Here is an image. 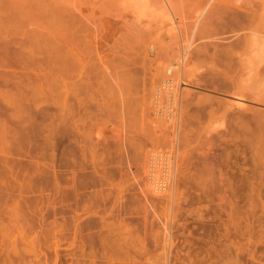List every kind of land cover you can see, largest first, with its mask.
Wrapping results in <instances>:
<instances>
[{
  "label": "rangeland",
  "instance_id": "obj_1",
  "mask_svg": "<svg viewBox=\"0 0 264 264\" xmlns=\"http://www.w3.org/2000/svg\"><path fill=\"white\" fill-rule=\"evenodd\" d=\"M241 1L0 0V42L16 51L7 55L8 68L0 65V75H39L46 96L53 94L38 93L40 100L47 99L38 101V108L48 116L33 104V112L42 113L45 121L37 136L17 148L12 142L16 154L8 155V166L1 165L0 264H264V56L250 51L241 32L252 10L264 9V0ZM195 19L198 28L191 34ZM69 48L78 52L92 89L84 87L77 95L85 97L80 104L73 93L66 97V108L71 103L75 110L70 108L63 127L59 113L66 94L58 87L66 89V72L55 53L61 59ZM53 56L61 67L51 63ZM248 56H253L250 62ZM173 59H183L180 71L187 73H181L175 107L183 114L176 111L177 121L170 126V120L163 124L155 116L160 105L152 97L165 63H177ZM237 88L245 89L240 92L246 109L230 107ZM48 121L58 128L52 145L46 139V129L52 128L45 125ZM157 122L163 129L154 126ZM167 127L173 129L168 133ZM163 133L171 134L169 141L176 134L180 153H174L175 167L159 193L150 189L145 153L160 149L168 140ZM160 134L167 140L159 143ZM182 137L190 140L185 149ZM15 201L25 211L18 219L24 236L13 228ZM59 221L64 232H55Z\"/></svg>",
  "mask_w": 264,
  "mask_h": 264
},
{
  "label": "bare ground",
  "instance_id": "obj_2",
  "mask_svg": "<svg viewBox=\"0 0 264 264\" xmlns=\"http://www.w3.org/2000/svg\"><path fill=\"white\" fill-rule=\"evenodd\" d=\"M236 1H238V0H234V2H236ZM241 1V0H240ZM242 2V1H241ZM206 3V2H205ZM237 6L239 5V2L236 4ZM240 5H241V3H240ZM263 6V5H262ZM255 7V6H254ZM238 8V7H237ZM260 8V7H259ZM258 8V10L257 9H255V11L254 10H252L254 13H252V15L251 14H249V18L250 19H248L249 20V24H247L246 26H244V27H242V29H241V32H242V36L244 37L243 39H247V40H249L250 41V44L248 43V45H250L252 48H253V50L251 49V47H250V51H253V52H255V54L256 53H259V55L260 56H264V9L262 8V9H259ZM206 11V10H205ZM251 11V10H250ZM251 11V12H252ZM250 12V13H251ZM196 14V13H195ZM197 19L200 17V15L197 13ZM251 15V16H250ZM173 19V18H172ZM172 19L170 20V22L172 21ZM197 19H195L194 20V23H192V24H194V25H192V27H191V25H190V28H192V32H191V34H194L195 32H196V30H197V28H198V25H197V23H198V21H197ZM201 20V19H200ZM247 20V21H248ZM172 22H174V21H172ZM202 24V23H201ZM200 24V25H201ZM173 26V25H172ZM171 26V27H172ZM170 27V28H171ZM173 28V27H172ZM175 28V27H174ZM239 28V27H238ZM176 29V28H175ZM173 31H174V29H173ZM177 31V33H178V30H176ZM182 31V30H181ZM169 32V31H168ZM173 34H175L174 32H172ZM198 33V32H197ZM237 33H239V32H237ZM236 33V34H237ZM188 34V33H187ZM232 34V33H231ZM170 36V35H169ZM172 36V35H171ZM175 36H177V34L175 35ZM189 36V35H188ZM195 37H196V35H194ZM233 36H235V35H233ZM232 36V37H233ZM239 36H240V33H239ZM201 37V36H200ZM235 37H237V36H235ZM171 38V37H170ZM229 38V37H228ZM237 38H241V37H237ZM236 38V39H237ZM183 39V38H182ZM190 39V38H189ZM221 39V38H220ZM235 38L233 37V40H234ZM173 40V39H172ZM186 40V39H185ZM185 40H184V42H185ZM240 40V39H239ZM242 40V39H241ZM187 41V40H186ZM191 41V40H190ZM231 41V40H230ZM236 41H238V40H236ZM183 42V43H184ZM189 42V41H188ZM193 42V41H192ZM192 42L189 44V47H190V45L192 44ZM232 42V41H231ZM244 42V41H243ZM186 43V42H185ZM241 43H242V41H241ZM149 45V44H148ZM185 45H188V44H185ZM223 45V44H222ZM193 46V45H192ZM246 46H247V43H246ZM180 46H178V48H179ZM183 47H187V46H183ZM243 47V46H242ZM249 47H247V49L249 48ZM152 48V47H151ZM181 48V47H180ZM244 49L246 48V47H243ZM242 48V49H243ZM149 49V48H148ZM190 49V48H189ZM195 49V48H194ZM176 50H178V49H176ZM179 51H180V49H179ZM188 51V50H187ZM53 52L55 53V51L53 50ZM242 52V51H241ZM246 52H248V54H249V51H246ZM253 52H252V54H253ZM45 53V52H44ZM47 53V52H46ZM54 53H52V55L54 54ZM78 53V52H77ZM75 54V52H73L72 51V48H69L68 50H67V52H66V55L65 56H63V58H61V59H59V56H61L62 57V55H57V53H55V55L58 57V58H55L56 60L58 59V61L59 60H62L61 61V63H60V65L62 64V62H64L63 64L65 65L64 67H65V72H66V76H64L65 77V79L63 78V84L62 85H64V86H66V89L63 87H61V86H59L58 88H61V90H62V92H60V90H57V89H55V90H57V91H55V92H57V93H59L60 92V94L64 97V95H65V97H64V103L62 102L63 100H61L62 99V96L60 97V95H59V97L61 98L60 100H58V101H60V103L61 104H63V105H61L62 107H63V109L62 110H60V112L61 111H63L62 113H59V114H62L61 115V120H63V118H64V121H65V123H64V125H62V123L64 122H62L61 120H60V118H59V120H60V124L64 127L65 125H67L68 123H67V120H65V119H68L67 117H69V116H67L69 113H68V111L70 110V108L72 107V105H71V103H70V108L68 107V108H66L67 107V105H65V104H67L68 103V101L66 100L67 98L66 97H68L69 96V94H74L73 95V97H75V99H76V102L78 103V104H80V103H82L81 102V100H82V98L84 97L83 95H82V93H81V95L83 96H81L82 98H80V97H77V95L78 96H80V92L81 91H83L84 90V87H91V89H92V85H90V79H88L89 77L86 75V78H87V82H86V80H84L85 79V76H84V71H85V74H89V73H86V70L84 69V67H83V64H82V62H80V57L78 58V54ZM174 53H176V52H174ZM244 54H242V55H244L245 57H246V54L247 53H245V52H243ZM11 54V56H16V51H15V49L14 48H12V47H10L9 45H8V43H6V42H0V65L2 66V68H4V67H9V63L8 62H6L7 61V55H10ZM41 54V53H40ZM43 54V53H42ZM177 54H178V52H177ZM187 54V53H186ZM255 54H253L254 56H256ZM48 55V54H47ZM49 55H51V54H49ZM48 55V56H49ZM175 55V54H174ZM29 56V55H28ZM27 56V57H28ZM171 56H173V54L171 55ZM243 56V57H244ZM257 56H258V54H257ZM45 57V56H44ZM54 57L55 56H53L52 58V60H55L54 59ZM175 56H173V58H174ZM239 57V56H238ZM241 57V56H240ZM244 57V58H245ZM251 57H253V56H251ZM250 56H248V61H249V58H251ZM40 58V57H39ZM41 58H43V57H41ZM40 58V59H41ZM46 58V57H45ZM50 59H51V57H49ZM48 57L46 58V59H49ZM177 58V57H176ZM182 58V57H181ZM186 58V57H185ZM257 58H259V56L257 57ZM28 59H30L29 57H28ZM35 59V58H34ZM64 59V60H63ZM240 59V58H239ZM246 59H247V57H246ZM43 60H45L44 58H43ZM43 60H42V62H43ZM52 61L51 63H54L53 65L55 66V62H58V61ZM173 60H175V59H173ZM180 59H178V62H181V61H179ZM182 60V62H183V59H181ZM251 60V59H250ZM40 61V60H39ZM47 61V60H46ZM46 61H44V62H46ZM166 61V60H165ZM176 61V60H175ZM242 61V60H241ZM252 61V60H251ZM38 62V61H37ZM41 62V61H40ZM48 62V61H47ZM60 62V61H59ZM59 62L57 63V65L59 64ZM177 62V61H176ZM174 63L173 61H172V63H174V64H172V63H168V64H166L165 63V66H164V73L162 72V74H163V76L162 75H160V76H162L161 78V82L160 83H157V84H160V86L159 87H157V91H155V97H152L153 99H154V102L153 103H155V105H157V107H158V105H160V110L159 109H157L156 107V109L154 110L155 111V116L156 117H158V118H160V119H162L163 120V124H165L166 122H168L169 120H170V126H172V124L173 123H171V122H173V120H175V121H177V118L178 117H176V115H177V108H175V107H177L176 105H177V101H178V96H180V95H178V89H180V88H178V85H179V81H180V79H181V77H182V75H183V73L184 72H182V71H180V67L181 66H179V65H182L181 63ZM250 62V61H249ZM8 63V64H7ZM243 63V62H242ZM34 64V63H33ZM41 65H45V63H40ZM48 64V63H47ZM50 64V63H49ZM185 64V63H184ZM249 64V63H248ZM43 65V66H44ZM52 64H50V66H51ZM52 65V66H53ZM58 65L57 67H61V66H63V65ZM243 65V64H242ZM250 65V64H249ZM43 66H41V67H43ZM48 66V65H47ZM48 67V68H54V66L53 67ZM38 67V66H37ZM36 67V68H37ZM40 67V68H41ZM45 67V66H44ZM63 67V68H64ZM246 67V66H245ZM244 67V68H245ZM35 68V67H34ZM34 68H33V71H34ZM35 68V69H36ZM43 69V68H42ZM46 69H47V67H46ZM48 70V69H47ZM50 70V69H49ZM54 70V69H53ZM59 71L61 70V68H59L58 69ZM64 70V69H63ZM184 70V69H183ZM32 71V70H31ZM43 71H44V69H43ZM174 73H173V72ZM185 71V70H184ZM38 72V71H37ZM42 72V71H41ZM45 72H47V71H45ZM64 72V71H63ZM29 73L30 72H28V74L26 73L25 75H23V77H18V78H9L8 76H6V75H0V117H3V118H0V133H1V135H3V137H4V141L3 140H1L0 139V142L1 141H3V142H1V144L3 145V144H8L9 145V143H10V145H9V147H3L2 145V147L3 148H1V146H0V172H1V169L3 168L1 165H3V164H7V165H5V166H8L9 164V162H8V155H10V154H14L15 152H11L12 150H11V145L13 144L12 142H14V145H16V148L17 147H19L20 146V144L21 143H24V142H27V141H29L30 139H32L33 137H35V136H37V134H38V132H39V130H40V128H41V123H40V121L41 120H43V121H45V119H44V116H43V114L44 115H46L45 114V111H46V109L44 108V109H40V108H38V106H39V104H41L42 102H44V100H45V98L46 97H48V96H46V92L45 91H43V87H45V86H43V84L44 83H42V82H44L42 79L44 78H41V77H39V75H37V79L35 78V77H33V75L31 76V74L29 75ZM181 73H182V75H181ZM186 73H187V71H186ZM186 73H184V74H186ZM190 73V72H189ZM188 73V74H189ZM165 74V75H164ZM190 75V74H189ZM188 75V76H189ZM47 76V75H46ZM84 76V77H83ZM186 76V75H185ZM185 76L182 78V79H184L185 78ZM195 76V75H194ZM196 77V76H195ZM61 78V79H62ZM46 79V78H45ZM186 79H187V77H186ZM197 79V78H196ZM48 80H49V77H48ZM192 80H194V79H192ZM37 81V82H36ZM60 81V80H59ZM84 81V85H85V83H86V85L84 86L81 82H83ZM197 81V80H196ZM244 81V80H243ZM46 82V81H45ZM50 82V81H49ZM89 82V83H88ZM47 83V85L49 86V84H48V82H46ZM240 83H241V81H240ZM243 83V82H242ZM91 84H93V83H91ZM238 84H239V82H238ZM244 84V83H243ZM243 84H242V87H243ZM44 85H46V84H44ZM82 85V86H81ZM1 86H4V87H6L5 89H3V87L1 88ZM154 86V85H153ZM237 86H239V85H237ZM75 87V88H74ZM82 87V88H81ZM89 87V88H90ZM241 87V88H242ZM244 87H246V86H244ZM14 89H16V90H14ZM45 89V88H44ZM83 89V90H82ZM240 89V88H239ZM238 88L237 89H233V91L235 90V92L234 93H232L233 95H234V99H231L230 100V102H232L231 103V105H230V107L231 106H238L237 108H240V107H243L244 108V106L246 105V103H245V101H243L244 100V94H242L243 93V91H242V93L240 92L241 90H243V89H241V90H239ZM45 90H47V89H45ZM153 90H154V88H153ZM155 90H156V88H155ZM236 90H238V92L236 91ZM245 90V89H244ZM53 91V92H54ZM66 91V92H65ZM86 91V90H85ZM92 91V90H91ZM46 93L45 95H43L42 93ZM153 92V91H152ZM245 92V91H244ZM38 93H39V95L41 96V97H45V98H42V99H44V100H40V98L41 97H39L38 96ZM41 93V94H40ZM51 93V90H50V92H49V94ZM65 93V94H64ZM68 93V94H67ZM88 93V92H87ZM48 94V95H49ZM52 94V93H51ZM50 94V95H51ZM89 94V93H88ZM183 94V93H182ZM186 94V93H185ZM49 95V97L51 98V96H53V94L50 96ZM57 94H56V96H58ZM90 95V94H89ZM152 95V94H151ZM48 97V98H49ZM71 97V96H70ZM70 97H68V99L70 98ZM246 97V96H245ZM248 97H249V95H248ZM80 98V99H79ZM85 98V97H84ZM93 98V97H92ZM180 98V97H179ZM57 99H58V97H57ZM56 99V100H57ZM75 99H73V100H69V101H74ZM148 99V98H147ZM146 99V100H147ZM152 99V100H153ZM229 99V98H228ZM259 99V98H258ZM55 100V99H54ZM85 99H83V101H84ZM31 101V102H30ZM39 101V104L37 103ZM47 101V99L45 100V102ZM52 101H53V99H52ZM186 101V100H185ZM26 102H30V104H32V105H27V103ZM54 102V101H53ZM67 102V103H66ZM75 102V101H74ZM60 103H59V105H60ZM185 103V102H184ZM187 103H188V99H187ZM227 103H229V102H227ZM35 105V107H37L38 109H40V111L41 110H43V111H41V112H43V114L42 113H38V114H41L40 116H38V114L37 113H34L35 112V110H34V112H33V109L31 108L32 106L34 107V105ZM55 104H58V102H56ZM230 104V103H229ZM58 105V107H60ZM73 105H75L76 106V104L74 103ZM154 105V106H155ZM186 105V104H185ZM30 106V107H29ZM65 106V107H64ZM79 106L80 105H78V108H79ZM179 106V105H178ZM247 106V105H246ZM245 106V107H246ZM180 107H182V105L180 106ZM37 108H35V109H37ZM56 108V107H55ZM61 108V107H60ZM64 108H66V109H64ZM179 108V107H178ZM232 108H234V107H232ZM243 108H241V110L243 109ZM152 109H153V107H152ZM244 109H246V108H244ZM67 110V111H66ZM72 110H73V107H72ZM75 110V109H74ZM73 110V111H74ZM79 110V109H78ZM57 110H55L54 112H56ZM66 111V112H65ZM72 111V112H73ZM153 111V110H152ZM177 111V112H176ZM37 112H39V110L37 111ZM65 112V114H63ZM77 112V111H76ZM75 112V113H76ZM48 113V112H47ZM50 113H53V112H50ZM179 113V112H178ZM181 113V112H180ZM179 113V114H180ZM57 114V113H56ZM71 114V116L73 115V113H70ZM77 114H79V113H77ZM77 114H76V116H77ZM181 114H183V113H181ZM53 115V114H52ZM80 115V114H79ZM46 116H48V115H46ZM54 116V115H53ZM82 116V115H81ZM182 115H180V117H181ZM51 117V116H50ZM74 117V116H73ZM147 117V116H146ZM174 117H176V119H174ZM47 118V117H46ZM52 118V117H51ZM72 118V117H71ZM151 118H152V116H151ZM75 119H77V117H75ZM182 119V118H181ZM52 120V119H51ZM53 120H54V118H53ZM71 120V119H70ZM155 120V119H154ZM162 120H160V121H162ZM57 121V120H56ZM76 121V120H75ZM75 121H70L72 124H73V126H74V128H75ZM77 121H78V119H77ZM79 121H81V119H79ZM78 121V122H79ZM152 121H153V119H152ZM156 121H158V120H155V122ZM180 121V120H179ZM69 122V121H68ZM74 122V123H73ZM148 122H150V119H149V121ZM147 122V123H148ZM180 122H182V120L180 121ZM153 123H154V121H153ZM42 124H44V123H42ZM49 125L50 127H52V128H50V129H46L47 130V132L49 131V133H50V136L48 137H46V139H48L49 140V144L50 145H52L51 144V142H50V138H51V136L53 135V133H56L55 131H57L58 130V128H56L55 126V128L53 127V126H51L50 125V123H49V121H48V123H45V125ZM57 124V123H56ZM72 124H71V126H72ZM150 124V123H149ZM158 124V122L157 123H155V125L154 126H156ZM159 124H160V122H159ZM157 125L158 127H162L163 125ZM167 125H168V123H166ZM60 125V126H61ZM121 125H123V124H121ZM61 126V127H62ZM147 126V125H146ZM152 127V128H155V127ZM174 126V125H173ZM181 126V125H180ZM58 127V126H57ZM66 127V126H65ZM72 128V127H71ZM157 128V127H156ZM171 130L173 129V128H171V127H169ZM168 127L166 128L167 129V132L169 133V131L168 130H170ZM57 129V130H56ZM67 129V128H66ZM78 129V128H77ZM160 129V128H159ZM162 129H163V127H162ZM181 129V128H180ZM61 130V129H60ZM151 130V129H150ZM152 130H154V129H152ZM175 130V129H174ZM178 130V129H177ZM177 130H175V131H177ZM41 131H42V133H43V129H41ZM157 132V131H156ZM163 132V130L162 131H160V133H162ZM171 132V131H170ZM153 134H154V136L155 135H157L156 133H155V131L154 132H152ZM166 133V132H165ZM152 134V135H153ZM164 134V133H163ZM182 134V133H181ZM41 135V134H40ZM158 135H159V133H158ZM157 135V136H158ZM165 135V134H164ZM164 135H162V134H160V137L158 138V137H155V138H158L159 139V143L160 142H162V141H160V140H162V139H164L163 137H164ZM176 134H174L173 136H172V138H171V140L169 141V139H168V137H170L171 136V134H170V136H168V137H166L167 135H165V137L168 139H166L167 141L165 142V144H167V145H165V146H162L161 144H163L164 142H162V143H158L159 145L158 146H160V151L158 150V148H157V151L156 150H153L154 148H152L151 150H150V148H149V150L147 149L146 150V153L145 154H148L147 155V158H146V160H147V162L145 163V161H144V163L147 165V169H145V170H148L147 171V179L149 180V182L151 183V187L152 188H150V189H152L153 191H156V192H162V191H165V189H166V185H168L167 184V180H166V178H168L169 177V175L171 176V174H169V170H171V168L172 167H175V166H173L174 164H173V162H174V153L177 151V153H180L179 152V147L177 146V144H176V141L178 140V138L175 136ZM185 135V134H184ZM6 136H8V139L6 138ZM148 136H149V134H148ZM163 136V137H162ZM182 136V135H181ZM180 136V137H181ZM186 136V135H185ZM184 137V136H183ZM183 137H182V141H181V138H180V143L181 142H183V144L181 143V148L183 147L184 149H185V144H188L189 142L188 141H190V140H188V141H186V142H184L183 140L185 139V137H184V139H183ZM127 138V137H126ZM151 137H149V139H150ZM164 139V140H165ZM190 139V138H189ZM156 140V142L158 141L157 139H155ZM178 141V142H179ZM12 143V144H11ZM153 143V142H152ZM151 143V144H152ZM191 143V142H190ZM153 145V144H152ZM156 145V144H155ZM179 145V144H178ZM154 146V145H153ZM186 146H188L189 147V144L188 145H186ZM13 147V146H12ZM15 147V146H14ZM54 146H51V148H53ZM157 147V146H156ZM15 148V149H16ZM168 148V149H167ZM187 148V147H186ZM156 149V148H155ZM165 149H167V150H165ZM182 151V150H181ZM183 152V151H182ZM2 153V154H1ZM16 154V153H15ZM144 154V155H145ZM173 154V155H172ZM181 155V154H180ZM13 160V159H12ZM12 163H13V161H12ZM14 164V163H13ZM145 165V166H146ZM4 166V165H3ZM144 166V165H143ZM9 168V170H10V172H11V174H12V172H13V170L11 169L12 167H8ZM145 168V167H144ZM6 169V168H5ZM3 170V169H2ZM8 170V169H7ZM4 171V170H3ZM7 172H9V171H7ZM160 172H162V173H160ZM171 172H173L172 170H171ZM14 173H15V170H14ZM12 174V175H14V177H15V174ZM162 174V175H160V174ZM169 174V175H168ZM11 175V176H12ZM158 175H160V176H158ZM1 176V175H0ZM163 176V177H162ZM160 177H162V178H160ZM165 182H166V185H165ZM40 191V190H39ZM44 191V190H43ZM33 192V191H32ZM36 192H38V191H36ZM74 192H75V190H74ZM155 192V193H156ZM39 193V192H38ZM43 193V192H42ZM70 193H72L73 194V192H70ZM69 193V194H70ZM21 194V193H20ZM19 194V195H20ZM41 194V193H40ZM64 194V193H63ZM68 194V195H69ZM42 196V195H41ZM71 196V195H70ZM21 197H23V194H22V196ZM18 198V197H17ZM20 200V199H19ZM21 202L20 201H15V206L16 207H14L13 206V208H12V211L14 212H12L13 213V218L15 217V220L13 219V222H15L16 221V225H14V227L13 228H16L17 230H18V233L21 235V233H23V232H21L22 231V228L24 227V226H22L20 223H19V221H18V219H21V218H19L20 216H24V212L25 211H23V213H22V210H23V208H22V206L23 205H21L20 204ZM23 204V203H22ZM37 204V203H36ZM39 205V204H38ZM26 208V207H25ZM32 208H34V207H32ZM39 208L37 207V211H39L40 212V210H38ZM25 210V209H24ZM36 210V209H35ZM35 210H34V212H35ZM43 211V210H42ZM45 211V210H44ZM27 212V211H26ZM11 213V214H12ZM22 213V215H20ZM36 213H38V212H36ZM42 216V215H41ZM16 217H18V218H16ZM38 218V217H37ZM44 218V217H43ZM63 218V217H62ZM22 219H23V217H22ZM25 220V219H24ZM41 220H42V218H41ZM38 221V220H37ZM43 221H45V218H44V220ZM42 221V223H45V222H43ZM64 221V220H63ZM22 222V221H21ZM56 222H58V221H56ZM27 223H28V220H27ZM52 223H53V220H52ZM54 223H55V221H54ZM59 223H61V225L59 226V227H57L58 229H55V232L57 231V230H59V231H63V228L64 227H62V225H65V224H63L61 221H59ZM23 224V223H22ZM26 224V223H25ZM39 224V223H38ZM46 224V223H45ZM56 224V223H55ZM53 225V229L54 228H56V227H54V226H58V225ZM58 224V223H57ZM41 225V224H40ZM49 225H51V224H49ZM42 226V225H41ZM40 226V227H41ZM47 225H45V227H46ZM25 227H28L27 225L25 226ZM43 227V226H42ZM51 227H49L48 226V231H49V229H51ZM60 227H62V229L60 230ZM13 228H12V230H13ZM39 228V227H38ZM25 229H27V228H25ZM45 229V228H44ZM52 229V230H53ZM16 230V231H17ZM41 231H42V229H40ZM52 230H50L49 231V233L51 234V231ZM40 231V232H41ZM44 231H47V230H44ZM48 231L46 232V233H48ZM54 231V230H53ZM58 231V233H60ZM64 232V231H63ZM25 233H26V231H25ZM48 233V234H49ZM54 233V232H53ZM52 233V234H53ZM129 233V232H128ZM51 234V235H52ZM55 234H57V233H55ZM130 234V233H129ZM47 235V234H46ZM54 235V234H53ZM52 235V237H53V239H56V238H54L55 237V235L53 236ZM60 235V234H59ZM122 235H124V234H122ZM131 235V234H130ZM167 235H169V233L167 234ZM21 236H24L23 234L21 235ZM20 236V237H21ZM43 236V235H42ZM44 236H45V233H44ZM49 236V235H48ZM126 236V235H125ZM50 237V236H49ZM52 237L51 238H49V239H52ZM23 238V237H22ZM22 238H20V239H22ZM25 238V237H24ZM45 239V238H44ZM58 239V238H57ZM118 239V238H117ZM170 239V238H169ZM24 240V239H23ZM46 240V239H45ZM48 240V239H47ZM113 240V244H114V239H112ZM116 240V239H115ZM171 240V239H170ZM22 241V240H21ZM117 241V240H116ZM119 241V240H118ZM117 241V242H118ZM56 242H57V240H56ZM117 242H115V244H117ZM120 242V241H119ZM121 242H123V241H121ZM121 242H120V244H121ZM143 242V241H142ZM169 242V241H168ZM125 243V242H124ZM123 243V245H125L126 246V248L128 249V248H130L131 247V245L129 246V247H127V245L126 244H128L129 242H127L126 244H124ZM53 244H55V243H53ZM71 244V243H70ZM69 244V245H70ZM119 244V245H120ZM129 244H131V243H129ZM133 244V243H132ZM138 244H141V242L140 243H138ZM143 244V243H142ZM38 245H39V242H38ZM135 245H137V243L135 244ZM40 246V245H39ZM110 246H112V245H110ZM110 246H109V249H110ZM122 246V245H121ZM143 246V245H142ZM142 246H140L139 245V248L138 249H141L140 247H142ZM117 247H119L118 249L121 251V250H123L122 248L120 249V246H118V244H117ZM39 248V247H38ZM125 248V249H126ZM112 249H113V247H112ZM111 249V250H112ZM137 249V250H138ZM35 250H37V249H35ZM35 250H34V252H35ZM39 250H40V248H39ZM116 250V249H115ZM115 250H113V251H115ZM130 250V249H129ZM134 250H136V249H134ZM18 251V250H17ZM113 251L111 252L110 251V254L111 253H113ZM139 251V250H138ZM118 252V251H117ZM17 253V252H16ZM36 253H37V251H36ZM69 253H71V252H69ZM68 253V254H69ZM74 253H75V251H74ZM84 253V252H83ZM109 253V252H108ZM116 253V252H115ZM114 253V254H115ZM39 254V253H38ZM54 254V253H53ZM91 254V253H90ZM94 254V253H93ZM109 254V255H110ZM114 254H113V257H114ZM118 254H119V252H118ZM41 255V254H40ZM39 255V256H40ZM43 255H46L45 253L43 254ZM81 255H83L82 253H81ZM103 255H104V253H103ZM112 255V254H111ZM35 256V255H34ZM90 256V255H89ZM88 256V257H89ZM95 256V255H94ZM115 256L116 257H118L117 256V254H115ZM44 257V256H43ZM47 257V256H46ZM45 257V259H47ZM91 257V256H90ZM36 258V257H35ZM57 258V257H56ZM71 258V257H70ZM74 258H75V256H74ZM54 259V258H53ZM52 259V260H53ZM60 259V258H59ZM91 259V258H90ZM119 259V258H118ZM117 259V260H118ZM91 260H93V257H92V259ZM108 260H112L111 258H109ZM139 260V259H138ZM54 261V260H53ZM114 261H115V259H114ZM120 261V260H119ZM126 261H129V260H126ZM132 261V260H131ZM137 261V260H136ZM41 262H43L44 264H46L45 262H44V260L43 261H41ZM121 262V261H120ZM130 262V261H129ZM139 262V261H138ZM142 262V261H141ZM140 262V263H141ZM56 263H57V261H56ZM55 263V264H56ZM118 263V262H117ZM123 263H124V261H123ZM133 263V262H132ZM136 263V262H135ZM139 263V264H140ZM48 264V263H47ZM52 264H53V262H52ZM61 264V263H60ZM131 264V263H130ZM134 264V263H133Z\"/></svg>",
  "mask_w": 264,
  "mask_h": 264
}]
</instances>
